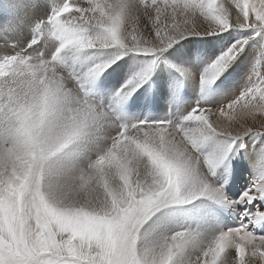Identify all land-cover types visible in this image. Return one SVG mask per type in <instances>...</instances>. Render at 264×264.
<instances>
[{
    "label": "snow or ice",
    "instance_id": "snow-or-ice-1",
    "mask_svg": "<svg viewBox=\"0 0 264 264\" xmlns=\"http://www.w3.org/2000/svg\"><path fill=\"white\" fill-rule=\"evenodd\" d=\"M0 264H264V0H2Z\"/></svg>",
    "mask_w": 264,
    "mask_h": 264
},
{
    "label": "bare ground",
    "instance_id": "bare-ground-1",
    "mask_svg": "<svg viewBox=\"0 0 264 264\" xmlns=\"http://www.w3.org/2000/svg\"><path fill=\"white\" fill-rule=\"evenodd\" d=\"M253 55L254 53H251V57H249V60L245 62L242 55L239 60L233 64L222 87L232 89L238 84L241 78L247 76L255 63ZM167 79L175 80V88L178 99L181 97L185 99H195L190 83H182L178 74H176L174 70L162 65L157 74L153 77L152 82L145 86L144 91L140 95L134 96L128 102L127 107L129 114L141 118L146 115H150V118H158L169 113L173 105L171 104L172 94L165 83ZM111 82L113 81L110 77L109 83ZM153 99H155V105L151 104ZM243 168V166L239 167L236 177L238 182L244 181L242 173ZM236 189L237 187L234 184L233 190L235 191Z\"/></svg>",
    "mask_w": 264,
    "mask_h": 264
},
{
    "label": "rangeland",
    "instance_id": "rangeland-1",
    "mask_svg": "<svg viewBox=\"0 0 264 264\" xmlns=\"http://www.w3.org/2000/svg\"><path fill=\"white\" fill-rule=\"evenodd\" d=\"M0 1H2V0H0ZM253 56H254V55H253ZM249 57H251V53H245V54L243 55L244 62L247 61V60H249V59H248ZM153 100H155V99H153ZM153 100H152V101H153ZM151 104L154 105L153 102H152ZM242 173H243V178H244V181H243V182H246V180H247V174H246V169H245V168H243ZM236 180H237V179H236ZM237 182H238V180H237ZM240 183H241V182L236 183L235 186L238 188V187L240 186ZM233 187H234V185H233Z\"/></svg>",
    "mask_w": 264,
    "mask_h": 264
}]
</instances>
